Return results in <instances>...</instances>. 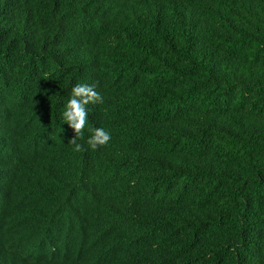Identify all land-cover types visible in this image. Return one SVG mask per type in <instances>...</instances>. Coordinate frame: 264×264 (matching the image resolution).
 I'll return each mask as SVG.
<instances>
[{"label": "trees", "instance_id": "obj_1", "mask_svg": "<svg viewBox=\"0 0 264 264\" xmlns=\"http://www.w3.org/2000/svg\"><path fill=\"white\" fill-rule=\"evenodd\" d=\"M0 264H264V0H0Z\"/></svg>", "mask_w": 264, "mask_h": 264}, {"label": "clouds", "instance_id": "obj_2", "mask_svg": "<svg viewBox=\"0 0 264 264\" xmlns=\"http://www.w3.org/2000/svg\"><path fill=\"white\" fill-rule=\"evenodd\" d=\"M101 95L94 89L93 86L86 83H77L72 87L71 94L61 113L63 121L68 128L72 130L73 136L68 140L72 146L73 152H81L84 145L80 141H84L88 149L95 151L98 146L108 145L111 141V133L103 127L89 128L91 133L85 138L84 130L88 117L86 106L91 104L101 103Z\"/></svg>", "mask_w": 264, "mask_h": 264}]
</instances>
